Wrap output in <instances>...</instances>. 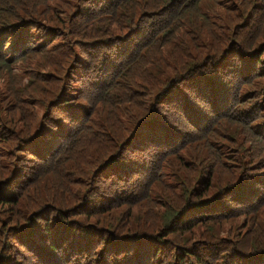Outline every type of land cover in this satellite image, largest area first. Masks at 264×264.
I'll use <instances>...</instances> for the list:
<instances>
[{
	"label": "trees",
	"instance_id": "1",
	"mask_svg": "<svg viewBox=\"0 0 264 264\" xmlns=\"http://www.w3.org/2000/svg\"><path fill=\"white\" fill-rule=\"evenodd\" d=\"M0 264H264V0H0Z\"/></svg>",
	"mask_w": 264,
	"mask_h": 264
}]
</instances>
